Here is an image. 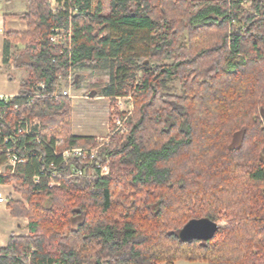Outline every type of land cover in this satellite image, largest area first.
Returning a JSON list of instances; mask_svg holds the SVG:
<instances>
[{
	"label": "trees",
	"instance_id": "16d2710c",
	"mask_svg": "<svg viewBox=\"0 0 264 264\" xmlns=\"http://www.w3.org/2000/svg\"><path fill=\"white\" fill-rule=\"evenodd\" d=\"M55 1L27 0L12 15L26 30L4 32V65L28 75L0 101V129L13 134V115L39 117L45 141L100 147L63 160L17 136L18 151L35 155L0 183L21 187L25 203L8 207L28 218L29 234L10 236L0 264H261L264 0H110L108 13L94 0ZM57 28L72 35L54 43ZM89 68L110 71L101 95L134 101L129 131L103 142L74 134L73 100L53 97L60 76L72 72L79 88ZM3 147L0 139V166ZM52 162L95 173L35 185ZM203 217L224 225L212 239L182 240L181 229Z\"/></svg>",
	"mask_w": 264,
	"mask_h": 264
},
{
	"label": "rangeland",
	"instance_id": "374dc122",
	"mask_svg": "<svg viewBox=\"0 0 264 264\" xmlns=\"http://www.w3.org/2000/svg\"><path fill=\"white\" fill-rule=\"evenodd\" d=\"M50 2L52 7L55 8L57 5L56 1L50 0ZM94 3H100V7L104 13H108L111 9L110 0H94ZM63 38L64 37H62V39L60 38L59 41L61 42ZM4 68L5 70L3 72L2 68H0V77L4 78L3 82H0V89L2 88L4 90L11 91L13 86H17L18 79L14 76L17 73L14 71L12 66L7 67L4 65ZM20 70L25 75L22 76L23 79L28 75V71L26 69ZM9 74H11L14 79L11 80L8 76ZM80 75L81 77L79 82V88H76L71 85L73 81L72 72H70L68 76H60V83L57 88L58 90L68 88L70 93L69 97H71V99L73 100L72 127L74 134L76 133L82 135H91L95 136L98 141H106L111 134H123L128 132L129 126L127 124V118L131 115L132 111L134 110L133 97L118 96L112 99L110 97L101 95L103 93L104 88L110 83V71L107 68H89L86 70H80ZM174 82L177 87L180 86L178 80H175ZM98 94L100 95L98 96ZM118 118L124 120L125 129L123 131L114 132V128L116 125L115 121ZM57 138H61L64 140V138L62 137ZM15 172L16 171L10 168L5 163V161L0 166V175L2 176L8 177L9 175H13ZM11 183H13V186L16 189L15 192L13 191L12 193L13 198H10L9 200L20 201L25 203V199L22 193L20 192L21 187L19 186V184L16 181H13ZM19 218H21V220L24 221L25 224L24 231L20 235H28V218L24 216ZM219 224L220 226L224 225L223 222H220ZM178 264L182 263L180 262ZM197 264L206 263L199 262ZM261 264H264V261Z\"/></svg>",
	"mask_w": 264,
	"mask_h": 264
},
{
	"label": "built area",
	"instance_id": "2783aa9c",
	"mask_svg": "<svg viewBox=\"0 0 264 264\" xmlns=\"http://www.w3.org/2000/svg\"><path fill=\"white\" fill-rule=\"evenodd\" d=\"M68 34L71 36V31L57 28L55 30V34L52 35L51 40L54 43H59V39L63 37L64 34ZM59 95L62 96H70L68 88L62 89L60 93L58 91L53 93V97H58ZM10 96L7 95H0V101L7 102ZM4 114L0 110V121L3 120ZM15 126L13 128V134L5 135L2 133L0 129V139H2V143L4 145L3 151L5 155V163L16 171L18 166L26 165L28 159L30 158V154L35 155V152H29V154L22 155L18 148L16 147L17 144V136L21 134H25L31 136L38 145L42 148H50L53 154L56 157H62L63 160H67L69 158H83L86 159L88 157V153H92L95 155L97 153L98 148L88 149L85 147H67L65 145V141L61 138H57L54 140V143L51 141H45V139L41 135V120L38 117H33L32 119H28L26 115L16 116L13 115L11 117ZM116 125L114 128V132L123 131L124 128V120L123 119H116ZM102 141V140H101ZM100 141V142H101ZM103 142V141H102ZM63 147V148H62ZM47 148V149H48ZM52 169L49 171L48 168H42L38 174H35L32 178V181L35 185L41 184V182L46 183L49 187L59 186L61 185L62 179L64 176L66 177H93L94 176V169H90L88 172L81 168H75L72 170L71 173L67 171H63V169H57L58 167L54 162L51 163ZM97 168L100 169L101 175H105L109 172V164H97ZM65 172V173H64ZM67 172V173H66ZM67 174V175H66ZM8 198L0 192V203H7Z\"/></svg>",
	"mask_w": 264,
	"mask_h": 264
},
{
	"label": "crops",
	"instance_id": "0c3cea01",
	"mask_svg": "<svg viewBox=\"0 0 264 264\" xmlns=\"http://www.w3.org/2000/svg\"><path fill=\"white\" fill-rule=\"evenodd\" d=\"M27 0H0V68L4 66L3 63V46H4V32L5 31H25L27 28L26 21L24 19L16 18L13 14H20L26 11ZM3 44V45H2ZM17 73L14 76L17 77V86H13L11 91L0 89V95L15 96L19 94L20 80L22 76H25L20 69L13 68ZM3 72V71H2ZM24 72V71H23ZM26 74V73H25ZM4 78L0 77V82H3ZM76 134V133H75ZM82 135V134H76ZM93 135V134H92ZM87 136V135H83ZM13 183L2 184L0 183V192L5 195L9 201L12 197L13 191L15 192ZM15 195V194H14ZM25 228L24 221L19 217H14L11 214V210L7 203H0V247L5 246L11 235H20ZM182 264H197L199 262H189L186 260H179L175 262ZM186 262V263H183ZM204 263V262H200Z\"/></svg>",
	"mask_w": 264,
	"mask_h": 264
},
{
	"label": "water",
	"instance_id": "95a60500",
	"mask_svg": "<svg viewBox=\"0 0 264 264\" xmlns=\"http://www.w3.org/2000/svg\"><path fill=\"white\" fill-rule=\"evenodd\" d=\"M220 224L206 217L191 219L180 231L182 240H209L212 239Z\"/></svg>",
	"mask_w": 264,
	"mask_h": 264
}]
</instances>
